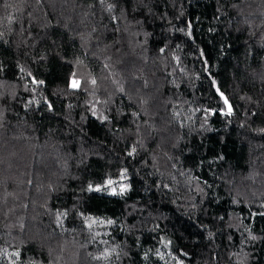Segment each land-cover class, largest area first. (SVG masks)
Segmentation results:
<instances>
[{
  "label": "trees",
  "instance_id": "1",
  "mask_svg": "<svg viewBox=\"0 0 264 264\" xmlns=\"http://www.w3.org/2000/svg\"><path fill=\"white\" fill-rule=\"evenodd\" d=\"M0 264H264V0H0Z\"/></svg>",
  "mask_w": 264,
  "mask_h": 264
},
{
  "label": "water",
  "instance_id": "2",
  "mask_svg": "<svg viewBox=\"0 0 264 264\" xmlns=\"http://www.w3.org/2000/svg\"><path fill=\"white\" fill-rule=\"evenodd\" d=\"M224 100L227 101V99L225 97H224ZM226 105H227L228 112H231L232 111L231 104L227 101Z\"/></svg>",
  "mask_w": 264,
  "mask_h": 264
},
{
  "label": "snow or ice",
  "instance_id": "3",
  "mask_svg": "<svg viewBox=\"0 0 264 264\" xmlns=\"http://www.w3.org/2000/svg\"><path fill=\"white\" fill-rule=\"evenodd\" d=\"M94 82V81H93ZM77 86V82H73V87H76ZM227 103V101H225Z\"/></svg>",
  "mask_w": 264,
  "mask_h": 264
},
{
  "label": "rangeland",
  "instance_id": "4",
  "mask_svg": "<svg viewBox=\"0 0 264 264\" xmlns=\"http://www.w3.org/2000/svg\"><path fill=\"white\" fill-rule=\"evenodd\" d=\"M113 193H118L119 194V191L114 190Z\"/></svg>",
  "mask_w": 264,
  "mask_h": 264
}]
</instances>
